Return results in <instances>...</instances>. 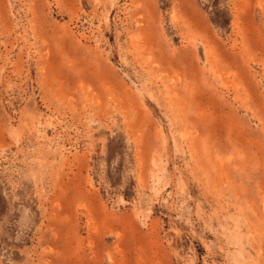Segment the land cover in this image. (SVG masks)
<instances>
[{
    "label": "rangeland",
    "instance_id": "1",
    "mask_svg": "<svg viewBox=\"0 0 264 264\" xmlns=\"http://www.w3.org/2000/svg\"><path fill=\"white\" fill-rule=\"evenodd\" d=\"M0 264H264V0H0Z\"/></svg>",
    "mask_w": 264,
    "mask_h": 264
}]
</instances>
